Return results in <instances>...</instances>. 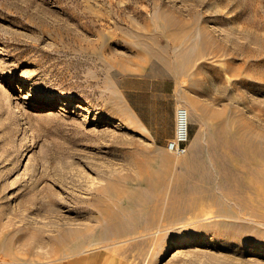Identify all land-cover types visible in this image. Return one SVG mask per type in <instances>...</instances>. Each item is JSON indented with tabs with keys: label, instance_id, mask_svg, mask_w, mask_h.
<instances>
[{
	"label": "rangeland",
	"instance_id": "rangeland-1",
	"mask_svg": "<svg viewBox=\"0 0 264 264\" xmlns=\"http://www.w3.org/2000/svg\"><path fill=\"white\" fill-rule=\"evenodd\" d=\"M228 142L264 149V0H0V264H264Z\"/></svg>",
	"mask_w": 264,
	"mask_h": 264
},
{
	"label": "bare ground",
	"instance_id": "bare-ground-1",
	"mask_svg": "<svg viewBox=\"0 0 264 264\" xmlns=\"http://www.w3.org/2000/svg\"><path fill=\"white\" fill-rule=\"evenodd\" d=\"M146 63L149 64L150 60L146 59L145 64ZM156 65H157L156 61H153L152 64L150 63V66H156ZM223 147L224 148L222 150L216 151V155L218 156L217 160L218 161L222 160L227 162L226 164L229 165L228 167L230 168L227 170L228 172L219 171L216 169L218 172L216 175H214L215 179H213V181L217 184V186L219 185L218 192H221V196H223V201H224L223 203L231 202L235 211L237 210V213L242 212L243 209H248L247 207H249L250 209L251 208L255 209L256 206L264 207V149L261 146L245 145V144L243 147L237 148V146L235 147L229 142L228 144H226V146ZM221 168L224 167H220V169ZM221 170H225V169H221ZM113 188H114L113 183L110 182L105 191L107 193H112ZM218 198L219 197H217V199ZM93 209L84 207L82 208V211L94 213ZM231 213L233 212L231 211ZM107 216H108V225L112 226L114 221L112 213L109 212Z\"/></svg>",
	"mask_w": 264,
	"mask_h": 264
},
{
	"label": "built area",
	"instance_id": "built-area-1",
	"mask_svg": "<svg viewBox=\"0 0 264 264\" xmlns=\"http://www.w3.org/2000/svg\"><path fill=\"white\" fill-rule=\"evenodd\" d=\"M188 141V117L183 108L177 109L176 112V131L174 137L168 142L167 149L181 156L185 153V143Z\"/></svg>",
	"mask_w": 264,
	"mask_h": 264
},
{
	"label": "crops",
	"instance_id": "crops-1",
	"mask_svg": "<svg viewBox=\"0 0 264 264\" xmlns=\"http://www.w3.org/2000/svg\"><path fill=\"white\" fill-rule=\"evenodd\" d=\"M84 264H108V260L99 254H90L84 260Z\"/></svg>",
	"mask_w": 264,
	"mask_h": 264
}]
</instances>
